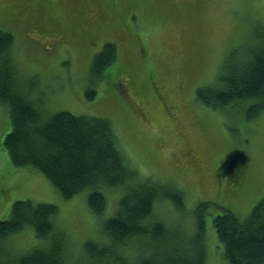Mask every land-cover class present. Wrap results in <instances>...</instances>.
Listing matches in <instances>:
<instances>
[{
    "label": "rangeland",
    "instance_id": "1",
    "mask_svg": "<svg viewBox=\"0 0 264 264\" xmlns=\"http://www.w3.org/2000/svg\"><path fill=\"white\" fill-rule=\"evenodd\" d=\"M27 1L40 12L21 8L22 0H0V30L13 35L19 90L44 117L68 111L108 119L137 179L168 184V192L182 197L181 206L157 197L151 217L193 237L201 213L206 264H229L213 220L224 209L243 218L264 195V111L247 119L243 109L202 107L195 90L221 72L231 46L264 36V0H86L96 4L93 23L79 12L85 0ZM106 42L117 46L116 58L95 78L92 57ZM10 130L0 104V220L17 200L53 203L58 226L70 240L79 238L72 242L75 256L88 240L104 242L102 225L123 188L104 190L100 215L89 209L86 192L63 200L40 172L12 165L3 147ZM36 242L31 228L12 240L17 251ZM146 244L128 245L151 256Z\"/></svg>",
    "mask_w": 264,
    "mask_h": 264
},
{
    "label": "trees",
    "instance_id": "2",
    "mask_svg": "<svg viewBox=\"0 0 264 264\" xmlns=\"http://www.w3.org/2000/svg\"><path fill=\"white\" fill-rule=\"evenodd\" d=\"M91 5L96 6L80 1L79 12L83 10L86 16ZM31 7L40 12V6ZM250 37L249 41L256 40L227 50L221 72L210 84L196 88L195 102L213 110L243 109L247 119L264 111V36ZM12 50V33L1 29L0 104L6 107L11 125L3 147L12 165L40 172L63 200L86 192L87 205L95 215L106 209L104 190L123 188V192L114 215L102 225L105 241L84 242L80 256H75L72 244L79 238L70 240L58 226L55 204L14 201L9 218L0 220V264H206L201 213L197 214L198 231L193 237H181L152 218L157 197H171L181 206V195L168 192L172 188L168 184L156 187L137 179L117 147L108 119L68 111L44 117L18 88ZM116 51L115 43L106 42L92 57L95 78L114 62ZM213 226L229 264H264V195L245 217L224 209L214 217ZM27 228L38 242L17 251L13 237ZM138 239L147 241L145 251H154L151 256H143L139 247L128 245Z\"/></svg>",
    "mask_w": 264,
    "mask_h": 264
},
{
    "label": "flooded vegetation",
    "instance_id": "3",
    "mask_svg": "<svg viewBox=\"0 0 264 264\" xmlns=\"http://www.w3.org/2000/svg\"><path fill=\"white\" fill-rule=\"evenodd\" d=\"M23 2L21 3V6L22 5H24V4H28V6L27 7H29V6H31L30 5V3L26 0H22ZM27 7H24V6H22L21 8H23V9H25V8H27ZM90 6H88L87 7V14H86V16H85V13H84V11L82 10L81 11V13L84 15H82L84 18H86V19H88L90 22H94L95 21V15H96V13H97V10L96 9H93V8H89ZM43 26V28H46L47 27V25H44V24H42ZM33 26H35V24H33Z\"/></svg>",
    "mask_w": 264,
    "mask_h": 264
},
{
    "label": "bare ground",
    "instance_id": "4",
    "mask_svg": "<svg viewBox=\"0 0 264 264\" xmlns=\"http://www.w3.org/2000/svg\"><path fill=\"white\" fill-rule=\"evenodd\" d=\"M23 51V50H22Z\"/></svg>",
    "mask_w": 264,
    "mask_h": 264
}]
</instances>
